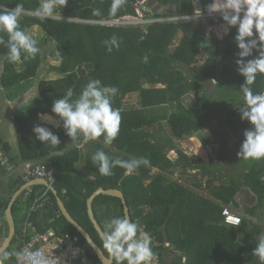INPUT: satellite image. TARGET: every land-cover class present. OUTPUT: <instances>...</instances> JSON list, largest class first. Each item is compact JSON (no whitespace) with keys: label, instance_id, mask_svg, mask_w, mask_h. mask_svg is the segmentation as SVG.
Returning <instances> with one entry per match:
<instances>
[{"label":"trees","instance_id":"trees-1","mask_svg":"<svg viewBox=\"0 0 264 264\" xmlns=\"http://www.w3.org/2000/svg\"><path fill=\"white\" fill-rule=\"evenodd\" d=\"M134 1L125 0L124 6L112 16L109 14L112 0H68L64 7L56 9L55 19L40 20L35 16V10L41 0H0V7L10 10L19 3L23 4L20 27L27 32L38 27L53 42L52 57L60 63L49 69L57 77L42 79L39 74H43L45 69L43 64L47 54L44 45L47 42L38 44L40 52L35 59L24 60L22 53L20 68L8 62V50L0 45V58L4 59L0 85L7 99H17L38 82L35 88L37 96L22 106L13 120L19 153L10 159L7 157L6 161L15 166L24 165L26 169L23 178L12 179L0 193L1 231L5 232L6 239L9 231L6 210L14 194L26 183V170L31 172L44 165L54 173V188L71 216L107 256L109 253L103 248V241L89 218L87 208V201L100 188L119 190L124 194L131 220L140 227L144 226L148 235L158 241V246L151 243L154 255L159 257L157 264H165L163 256L168 251L167 244L174 252L181 253L174 264H207L208 260L213 261L210 264H216L217 259L221 264H260L259 258L253 255L254 249L238 243L237 235L227 230L222 219L225 207L235 202L238 193L234 177L227 182L224 169L216 168L218 163L206 164L199 156H188L177 144L201 134L206 128L210 129L212 122L220 120L222 128L228 126L240 150L245 130L252 127L249 121L241 119L239 110L244 105L240 88L245 77L235 70L239 58L235 41L237 27L232 28L223 42L225 46H221L218 40L212 41L214 34L209 33L212 40L206 43L200 40L199 35L204 30L203 22L208 28L227 24L222 16L210 17L207 22L180 20L119 27L100 24L134 15ZM155 2L169 8L171 15L151 12L148 18L167 19L195 14L194 0ZM212 2L201 1L203 14H209L207 7ZM93 9H100L101 14L94 16ZM113 35L121 39V44L119 49L114 48L109 53L103 41ZM0 36L5 41L8 39L5 32H0ZM203 51L207 53V58L199 66L198 77L195 78L191 67ZM145 55L149 57L148 63L143 62ZM257 55L254 50L253 56L246 59H254ZM220 56H223L221 60ZM92 79L118 88L113 107L120 110L122 120L118 137L111 145H105L103 137L87 144L82 143V139L71 141L63 121L51 111L54 100L63 98L68 88L73 89L75 98ZM213 80L217 81V86L210 92L205 85ZM251 88L254 93L264 92V74L257 75ZM134 94L139 97L137 106L127 108L125 98ZM192 94L195 102L187 105ZM40 114L53 116L62 122L60 129L50 128L60 138L58 146L36 139L34 126H43ZM222 134V144L227 145V134L224 130ZM209 135L212 138L213 131ZM98 150L127 160L146 157L150 165H142L130 174L116 167L113 175L103 176L91 160ZM173 151L177 154L176 160L169 157ZM217 155L220 162H225L223 154L219 152ZM81 162L86 170L71 177L69 169L77 168ZM250 168L245 174L247 184L263 198L261 177L264 174V159L254 160ZM192 171H198V177L202 178L193 179L197 182L193 186L189 184L191 180L186 181ZM207 176L205 187L211 192L210 198L196 191L202 188L201 182ZM216 182L220 184L216 186ZM46 190L45 186L36 185L24 191L15 201L12 212L16 236L7 251L14 253L21 250L24 243L22 233L27 231L26 240L29 241L33 234L32 225L38 226L43 233L45 229L52 228L56 236H78L88 260L93 264H102L76 228L63 215L58 219L55 217L60 208L52 191L48 195L53 204L31 212L35 201ZM93 211L103 231L107 230V222L113 217L125 215L121 199L102 194L94 199ZM219 222L223 223L219 225ZM244 225L247 229L246 221ZM240 230L242 227L239 226ZM182 256L186 257L185 263H181ZM5 264H18L15 255L10 256Z\"/></svg>","mask_w":264,"mask_h":264},{"label":"clouds","instance_id":"clouds-1","mask_svg":"<svg viewBox=\"0 0 264 264\" xmlns=\"http://www.w3.org/2000/svg\"><path fill=\"white\" fill-rule=\"evenodd\" d=\"M67 2L68 0H41L35 16L40 20L55 19L57 7H64ZM124 4L125 0H112L109 14L115 16ZM23 11V4L20 3L11 10L0 7V32L8 34L6 41L0 36V45L7 48L8 62L13 64L21 61L22 53L23 59L28 60L35 59L40 52L37 40L20 27L19 20ZM207 11L209 14L220 13L227 25L237 27L235 41L239 58L236 64L239 73L245 77L240 88L244 105L239 110L241 119L252 125L245 130V139L237 155L245 160L264 159V92L254 93L251 88L257 75L264 74V0H213ZM92 14L99 16L100 9H93ZM195 14L202 15L199 9ZM103 44L111 53L114 48L119 49L121 39L113 35L104 40ZM254 50L258 55L254 59H246L253 56ZM148 61L149 57L145 55L143 62ZM117 92V87L105 86L101 80L92 79L75 98L73 89L68 88L63 98L54 100L51 111L63 121V127L71 141L82 139V143L87 144L103 137V143L111 145L118 137L122 120L120 110L113 107V98ZM40 118L51 119L46 114H40ZM33 132L37 140L47 142V145L58 146L61 143L59 136L47 127L37 124ZM91 160L103 176L113 175L116 167L123 168L126 174H130L142 165H150L146 157L127 160L109 156L103 150L96 151ZM106 229L101 233L103 248L116 264H152L154 253L151 238L127 214L113 217L107 222ZM12 255H15L19 264L33 262V254L27 249L14 253L0 250V264H5ZM253 255L259 258L260 264H264V235L259 238Z\"/></svg>","mask_w":264,"mask_h":264},{"label":"crops","instance_id":"crops-1","mask_svg":"<svg viewBox=\"0 0 264 264\" xmlns=\"http://www.w3.org/2000/svg\"><path fill=\"white\" fill-rule=\"evenodd\" d=\"M149 1H150L149 4H150V6L152 8V12L153 13L159 12V13L166 14V15L171 14V12L169 11V8H166V7H163V6L161 7V5L159 3H156L155 0H149ZM201 1L202 0H200V4H201ZM196 3L194 2V6L195 7H196ZM195 13H196V11H195ZM194 22H196V21H194ZM202 24L204 26V30L200 32L199 36H200V40L203 43L208 42V40H212L209 37V33L215 34L214 35L215 39L212 40V41L218 40L219 44H223L224 40L231 34V32L228 33V32L225 31L227 34L224 33V35H223L222 28L226 27L225 24L215 25L213 30H211V31L209 30L210 27L208 28V27L205 26L206 25L205 22H203ZM224 25H225V27H224ZM231 27H230V29H231ZM207 30H209V32ZM227 31H228V28H227ZM226 47H227V45H226ZM201 58L202 59H206L207 58V53L203 51L200 54V56L197 57L198 60H200ZM222 58H223V56L219 57L220 60ZM197 59H196V61H197ZM213 82L215 83V84L212 83L214 85V89H215V87L217 86V81L213 80ZM210 92H212V91H210ZM194 98L195 97H193V94L190 95L189 96V101H192ZM48 116L51 117V119L48 120L46 124L44 122H42V120H41V122L43 123L44 127H47L48 129L54 128V129H57V130L62 127V122L60 120L56 119L53 116H50V115H48ZM13 120H14V117H13ZM1 122H2V119L0 118V123ZM6 124L10 125L11 129L13 130V133L10 132L9 134H7L5 136L0 135V151H1V154L5 157V159L7 157L10 159V157L18 156L19 147H18V141H17V138H16L17 134H16V131L14 130L13 122H7ZM3 130H4V128H3ZM12 130H10V131H12ZM202 134H203V132L201 134L195 136V137H192V138H189V139H185V140H182L180 142L188 143L187 140L191 141L189 143L193 142L192 145H187L186 146V147L190 148L191 151L193 150V154H189L188 151H187L188 153L187 152H184V153L187 154L188 156H193V155L199 156V157L202 158V160L206 164H210V160H209V155L210 154L209 155L207 154V149H208V152H211V148H208V147H207V149H205V148H206V146H209V145L210 146H214L213 143H212L214 138L213 137L212 138H210V137L207 138L208 139V141H207L208 143L204 144L202 142ZM220 136H221V138L223 140V134L222 133H220ZM227 138H228V136H227ZM234 139L236 140L235 137H234ZM204 140H206L205 136H204ZM202 146L204 147L203 149H202ZM228 146H229L228 143H227V145H223L222 144V149L228 150ZM178 147L182 150L181 146L178 145ZM224 153H225V157H226V152L224 151ZM172 154H174L173 158H174V160H176L177 159V154L174 151L172 152ZM227 160H228V157H226L225 162H227ZM8 163H9V161L7 162V166L5 165L4 167L0 168V184L1 183H7V185H9L10 181L12 179L14 180V179H17V178H20V177H22V178L24 177V171L26 169V166H24V165L15 166L14 164H11V163L8 164ZM215 163H217V162H215ZM232 164L235 165V168L234 169H227V171H224L225 174L224 173L223 174H224L225 180H227V182H228L229 178L234 177L233 179L237 182L238 193L236 195L235 202L231 203L229 206L225 207V209H229L233 214H235V215H237L238 217L241 218L240 227H242V230H240L241 232H239L238 231V227L239 226L235 227V226H228L225 223L224 224L227 226V230L228 231H230V232L234 231L235 232V234L237 235L236 240H237L238 243H240L242 246L247 245L251 249H255L256 246H257V243L259 241V238L261 237V235H264V210H262V208H264V205L262 204L264 197L263 198L260 197L259 196L260 194H258L257 192L253 191L251 189V187L247 184V180L245 179V174L249 173L251 168L249 167V165H247L245 163V160L243 158H240V157H235V159H233V163ZM85 170H86V168L83 167V164L81 162V163H79L77 168L69 169V174H70L71 177H76L78 173L84 172ZM197 172L198 171H192V172H190L187 175L186 181L188 180V182H189L191 180V182L189 183L191 186H193L194 183L196 182V180L194 181L193 179H195V178H197L199 180L202 179L201 176L198 177ZM233 174H236L237 176H235ZM240 174H241V177H240ZM207 179H208V176L205 177V179L203 178V180L201 182L202 188L201 189L197 188L198 190H196V191H200V193H203L206 198H210L211 192L206 190L207 187H205ZM219 184H220V182H216L215 185L218 186ZM33 187H31L29 190H31ZM4 188H7V186L4 187ZM62 215H63V213H62ZM222 219L224 220L223 215H222ZM245 221L247 223L248 231H246L247 229L245 228V225H244ZM222 223L219 222V225L222 224ZM1 224L2 223L0 222V240L3 239V240L6 241V239L8 238V235H7L6 239H5V232L1 231V227H2ZM207 225H209V224H207ZM33 227H35V226H33ZM37 227H35V228L38 230V232H40L39 231L40 228L39 227L37 228ZM45 230L48 231V230H53V229L50 228L48 230L47 229H45ZM41 232H43V230H41ZM245 232H247V233H245ZM8 234H9V231H8ZM5 241H4V243H5ZM166 247H167L168 251H166V253L163 256L164 262H165V264H174V261H176V259L178 261L179 260L178 258L181 257V253L174 252V249H172L169 244H167ZM239 250H241V249H238V251ZM171 253L174 254V255H172ZM242 253L243 252H241V254ZM155 255H156V257L159 260L158 255L157 254H155ZM205 256H207V254H205ZM242 256H243V254H242ZM84 259H86V257ZM84 259H83V262H84ZM229 260H231V258ZM185 262H186V257L182 256L181 263H185ZM211 262H213V261L208 260L207 264H210ZM215 263L216 264H219V263L221 264L219 259H217L215 261ZM89 264H93V263L90 261Z\"/></svg>","mask_w":264,"mask_h":264},{"label":"built area","instance_id":"built-area-1","mask_svg":"<svg viewBox=\"0 0 264 264\" xmlns=\"http://www.w3.org/2000/svg\"><path fill=\"white\" fill-rule=\"evenodd\" d=\"M194 2H200V0H194ZM135 14L132 16H125L120 19H115L111 21L101 22V25L105 26H132V25H149L159 22L167 21H188L196 20L202 17H220V13L213 14H202L200 16L187 15L179 17H169L167 19L163 18H148L147 16L152 12L150 4L145 0H135L133 3ZM7 161L5 157L0 152V165L4 167ZM28 170V169H27ZM26 170L25 181L26 183L31 182L33 179L45 180L49 185L54 187L55 177L52 171H48L46 166H38L34 168L31 172ZM261 181L264 183V174L261 177ZM46 187L47 190L43 193L40 199H37L31 209V212H36L45 208L48 204L52 205L53 202L48 192L51 191V187ZM62 215L61 212H56L55 217L58 219ZM224 217V223L228 226H240L241 218L233 214L229 209H224L222 213ZM31 235L29 241L26 240L25 230L22 233V238L24 240L21 250L27 249L33 254L32 264H83V259L87 256L85 249H83L80 238L78 236H72L66 234L64 237L56 236L53 230H48L46 232H38V230L31 226ZM145 233V227H140ZM148 234V233H147ZM151 238V237H150ZM151 243L153 246L158 245V241L151 238ZM18 262V260H17ZM153 264L158 263V258L154 255ZM19 264V262H18Z\"/></svg>","mask_w":264,"mask_h":264},{"label":"rangeland","instance_id":"rangeland-1","mask_svg":"<svg viewBox=\"0 0 264 264\" xmlns=\"http://www.w3.org/2000/svg\"><path fill=\"white\" fill-rule=\"evenodd\" d=\"M59 7V6H58ZM57 7V8H58ZM195 11H196V7H195ZM203 14V12H201ZM28 14H34V13H30L28 12ZM171 15V14H169ZM210 17H202V18H198L196 20H201V21H206V19H209ZM188 21H193V20H188ZM228 28V31H227V28ZM224 27L225 28H222V33L224 35V33L228 32L230 33L232 28L231 26L225 24ZM231 27V29H230ZM214 26L210 27L209 30H213ZM209 30H207L209 32ZM215 31V30H214ZM226 31V32H225ZM216 32V31H215ZM30 35H32L38 42V44L42 45V43L44 42H47L45 45H44V49L46 50V54H47V58H46V61L45 63L43 64V68L44 71H43V74H39V78H55L57 77L56 74L52 73L49 71L50 69V66H53V65H59V61L58 60H55V58L52 57V53L54 52V48H53V42L48 39V37H46V35H44L41 30L38 28V27H34L32 28L29 32H28ZM227 34V33H226ZM215 35V34H214ZM222 36V35H221ZM222 46V44H221ZM203 58V57H202ZM200 59L196 61L195 65L192 66L191 68H193L191 71L192 74H194L195 78L198 77V73H199V68L198 66L202 65L204 63V60L205 59ZM3 64H4V59L0 58V75L2 73V70H3ZM16 67L20 68V62H17L15 63ZM198 65V66H197ZM41 68V70L43 69ZM238 70V66H236L235 70ZM236 73V72H235ZM37 83L38 82H35V84L27 91V92H24L23 94H21L17 99L15 100H9L6 98V93L3 91L1 85H0V118L2 119V122L0 123V135L2 136H5L7 134H9L10 132L13 133V130L11 129L10 125L6 124L7 122H13V117L15 116V114L22 109V106L28 104V102H30L32 100V98L36 97L37 96V93L35 91V88L37 87ZM213 84H215L214 82H212ZM210 84V83H207L205 85V87L208 89V91H213L214 90V85L213 84ZM138 95L137 94H134V95H130V96H127L125 98V105L127 108H134L137 106V103H138ZM195 102V99H193L192 101H188L187 105L189 104H194ZM42 122H44L45 124L47 123L48 120H45V119H41ZM220 120H215L214 122H212V124L210 125V129L209 128H206L204 131H203V134H202V142L204 144L207 143L208 139L210 137V131H213L214 133V136H212L214 138L213 140V145L214 146H206L205 149L208 148H211V152H208V149H207V154L209 155V160H210V163H215L217 162L218 165L216 166V168H223L224 171H227V169H234L235 168V165L232 164L233 163V159H235V157H238L237 153L239 152V149H238V146H237V142L236 140L234 139V137L232 136L231 132L229 131V128L228 126H224L223 128L221 127L220 125ZM6 124V125H5ZM5 125V126H4ZM4 128V130H3ZM12 130V131H10ZM222 130H224V132H226L227 136H228V150H225V149H222V138L220 136V133H222ZM204 136H205V139L204 140ZM204 140V141H203ZM188 143H185V142H179L178 141V145L181 146L183 152H189V154H193V150L191 151L190 148L186 147L187 145H192V143H189L191 142L190 140H187ZM184 144V145H183ZM204 147L202 146V149ZM197 149V148H196ZM213 150V151H212ZM224 151L226 152V157H228V160L227 162H220L218 160V153L220 152V154H223L225 156V153ZM187 152V153H188ZM207 155V156H208ZM169 157L173 158L174 157V154H172V152L169 153ZM245 160V159H244ZM212 161V162H211ZM254 162V160L252 161L251 159L250 160H245V163L247 165H249V167L251 166V164ZM216 163V164H217ZM232 174V173H231ZM235 176H237L236 174H233ZM240 177H241V174H240ZM7 186V183H1L0 184V193H2L4 187ZM262 204L264 205V199H263V202ZM262 210H264V208H262ZM4 241L5 240H0V247L3 246L4 244ZM89 260L86 258L84 259V264H89L88 262Z\"/></svg>","mask_w":264,"mask_h":264},{"label":"water","instance_id":"water-1","mask_svg":"<svg viewBox=\"0 0 264 264\" xmlns=\"http://www.w3.org/2000/svg\"><path fill=\"white\" fill-rule=\"evenodd\" d=\"M197 9H199L202 12V8H201L200 2L196 3V10ZM36 185H41V186H45V187H49L50 186L47 181L41 180V179H37L35 181H31V182L26 183L12 197V200L9 203L8 208L6 210V220H7L8 227H9V234H8V238L6 239L4 245L0 248V250L7 251L11 247L13 239L16 236V225H15V221H14V218H13V212H12V208H13V205H14L15 201L18 199V197L24 191L29 190L31 187L36 186ZM51 191L57 197L58 206L60 208V211L63 213V216L65 217V219L76 228V230L80 233V235L84 238V240L91 246V248L93 249V251L95 252L97 257L99 258L101 263L102 264H114L115 260L110 256V254L107 256L104 253V251L101 249V247L92 239L90 234L71 216V214L67 210L64 202L59 197V194H58L57 190L53 186L51 187ZM101 194L121 199L122 202H123V205H124V214H127L128 217L131 219L130 210H129V207H128V204H127V200H126L124 194L121 191H119V190H105L103 188H100L87 201V208H88L89 218H90L95 230L99 234L100 238H101V233L103 232V230L100 227V225H99V223H98V221H97V219L95 217V214H94V211H93V202H94V199L97 196L101 195Z\"/></svg>","mask_w":264,"mask_h":264}]
</instances>
